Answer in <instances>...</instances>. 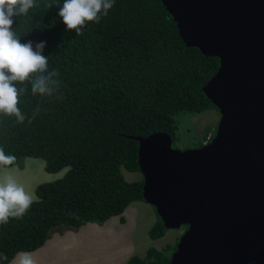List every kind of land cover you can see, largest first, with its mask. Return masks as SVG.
Instances as JSON below:
<instances>
[{"label":"trees","instance_id":"1","mask_svg":"<svg viewBox=\"0 0 264 264\" xmlns=\"http://www.w3.org/2000/svg\"><path fill=\"white\" fill-rule=\"evenodd\" d=\"M35 4L12 27L21 43L46 42L43 55L49 71L59 73L63 98H41L31 93L30 83L18 84L26 88L18 105L26 119L17 123L0 115V147L16 157L18 168L25 159H40L46 173L66 172L38 184L34 193L40 202L0 225V254L7 257H0V264L38 250L53 232L103 224L143 201V180L129 183L122 175V170L139 172L132 137L160 131L173 146L179 140L177 115L215 109L202 87L219 59L187 47L160 0H115L108 14L87 23L79 36L58 16L63 0ZM166 231L157 216L148 237L157 240ZM173 250L150 248L126 264H169Z\"/></svg>","mask_w":264,"mask_h":264},{"label":"water","instance_id":"2","mask_svg":"<svg viewBox=\"0 0 264 264\" xmlns=\"http://www.w3.org/2000/svg\"><path fill=\"white\" fill-rule=\"evenodd\" d=\"M160 1L187 47L219 59L202 87L219 120L193 149L132 137L143 201L185 227L169 264H264V0Z\"/></svg>","mask_w":264,"mask_h":264},{"label":"clouds","instance_id":"3","mask_svg":"<svg viewBox=\"0 0 264 264\" xmlns=\"http://www.w3.org/2000/svg\"><path fill=\"white\" fill-rule=\"evenodd\" d=\"M114 3L115 0H63L58 16L66 30L79 36L87 23H99ZM35 6V0H0V115L15 117L17 123L26 119L18 106L26 88L17 87L18 84L30 83L31 93L41 98H63L59 93V73L55 69L49 71L48 57L43 55L46 42L41 41L35 46L31 41L21 43L12 27L16 17L26 16ZM46 7L51 8L52 4ZM39 111L37 106L35 113ZM15 161L14 155L6 154L0 147V169L8 171L16 168ZM34 201L40 202L39 197L26 191L12 175L0 176V225H6L9 218L23 217ZM0 257L7 259L3 254ZM17 257L18 264H32L28 253H17Z\"/></svg>","mask_w":264,"mask_h":264},{"label":"rangeland","instance_id":"4","mask_svg":"<svg viewBox=\"0 0 264 264\" xmlns=\"http://www.w3.org/2000/svg\"><path fill=\"white\" fill-rule=\"evenodd\" d=\"M174 119L178 127L179 140L172 147L177 150L193 149L202 144L210 133L213 131L215 133L219 113L212 109L199 115L179 114ZM26 161L21 168L16 167L8 171L0 169V174H10L14 178L16 177L17 182L22 185L26 184L25 179L18 177L29 174L28 190L34 192L38 184L53 182L60 179L66 172L63 170L59 173L49 174L45 172L42 160L27 159ZM122 175L124 180L129 183L142 180L139 172L122 170ZM120 218H123L124 221L121 222ZM156 221L157 215L153 207L143 201L133 202L120 217H112L103 224H89L92 226L86 224L74 231L76 233L80 230L82 236H95L94 250L90 254L80 251L84 243L92 242L91 237L86 240L80 239V243L69 239L55 242L52 239L53 236L63 235L72 230L53 232L42 246L48 245L44 251L45 258L41 261L44 264H126L133 256L143 258L150 248L160 251L169 246V249L173 250L183 229L167 230L162 238L152 240L148 237V230ZM103 242L104 244H101ZM172 252L170 251L171 254ZM87 255H93L91 263L79 262ZM12 261L10 264H18L15 259ZM37 261H32V264H41V261Z\"/></svg>","mask_w":264,"mask_h":264},{"label":"crops","instance_id":"5","mask_svg":"<svg viewBox=\"0 0 264 264\" xmlns=\"http://www.w3.org/2000/svg\"><path fill=\"white\" fill-rule=\"evenodd\" d=\"M32 170V169H31ZM31 172V171H30ZM4 174H0V176H3ZM28 177H29V174L24 176V175H20L18 178H23L25 179V185H23L26 189V191L28 190ZM15 179H17L15 177ZM30 189V188H29ZM35 190V189H34ZM29 191V190H28ZM89 224H92V223H88ZM89 226H92V225H89ZM96 228V227H95ZM111 230V229H110ZM83 237V238H82ZM89 237L92 238V242L90 243H84V245L81 247V251L82 253L84 254H90L93 250H94V237L95 236H91V235H88V236H82V234L80 233V230L78 232H74V231H70V232H67L63 235H56V236H53L52 239H54L55 242H58V241H65V240H71L75 243H80V239H88ZM51 239V240H52ZM97 239V237H96ZM101 244H104L101 243ZM48 245L44 246V247H41L39 248L38 250L34 251V252H31V253H28L29 254V258L31 259V261H43L45 256H44V251L47 249ZM15 261L18 262V257L16 256L15 258ZM37 261V262H38ZM41 261V264H44L43 262ZM93 261V255H87L86 257H83V259L79 262L81 263H91ZM13 262V261H12Z\"/></svg>","mask_w":264,"mask_h":264},{"label":"built area","instance_id":"6","mask_svg":"<svg viewBox=\"0 0 264 264\" xmlns=\"http://www.w3.org/2000/svg\"><path fill=\"white\" fill-rule=\"evenodd\" d=\"M213 136H214V131H213L212 133H210V134L204 139V141L202 142V144H203V145L208 144V143L211 141V139L213 138Z\"/></svg>","mask_w":264,"mask_h":264},{"label":"flooded vegetation","instance_id":"7","mask_svg":"<svg viewBox=\"0 0 264 264\" xmlns=\"http://www.w3.org/2000/svg\"><path fill=\"white\" fill-rule=\"evenodd\" d=\"M182 229H183V231H185V227H183Z\"/></svg>","mask_w":264,"mask_h":264}]
</instances>
